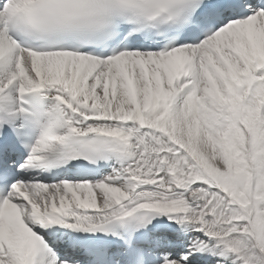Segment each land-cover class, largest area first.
Returning <instances> with one entry per match:
<instances>
[{
    "label": "snow or ice",
    "instance_id": "6c2138e0",
    "mask_svg": "<svg viewBox=\"0 0 264 264\" xmlns=\"http://www.w3.org/2000/svg\"><path fill=\"white\" fill-rule=\"evenodd\" d=\"M0 264H264V0H0Z\"/></svg>",
    "mask_w": 264,
    "mask_h": 264
}]
</instances>
